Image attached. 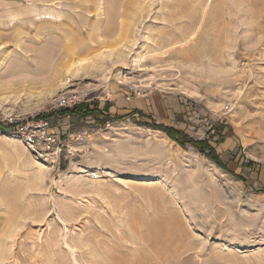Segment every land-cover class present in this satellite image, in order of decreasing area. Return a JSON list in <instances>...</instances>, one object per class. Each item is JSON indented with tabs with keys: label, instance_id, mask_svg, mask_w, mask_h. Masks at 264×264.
<instances>
[{
	"label": "rangeland",
	"instance_id": "1",
	"mask_svg": "<svg viewBox=\"0 0 264 264\" xmlns=\"http://www.w3.org/2000/svg\"><path fill=\"white\" fill-rule=\"evenodd\" d=\"M0 264H264V0H0Z\"/></svg>",
	"mask_w": 264,
	"mask_h": 264
},
{
	"label": "built area",
	"instance_id": "2",
	"mask_svg": "<svg viewBox=\"0 0 264 264\" xmlns=\"http://www.w3.org/2000/svg\"><path fill=\"white\" fill-rule=\"evenodd\" d=\"M77 101L63 98L59 105L74 107ZM2 123L9 126L14 134L20 136L28 145L41 149L44 153L59 156L67 144L51 130L49 122L41 117L34 116H3Z\"/></svg>",
	"mask_w": 264,
	"mask_h": 264
},
{
	"label": "trees",
	"instance_id": "3",
	"mask_svg": "<svg viewBox=\"0 0 264 264\" xmlns=\"http://www.w3.org/2000/svg\"><path fill=\"white\" fill-rule=\"evenodd\" d=\"M82 104V103H81ZM76 105L73 107V109H68V108H60V112L62 114L68 113L69 115L75 116V117H85L88 116L89 114L93 113V110L88 108V105ZM110 105H108L107 107H105V109L101 110L98 109V107H95V118L102 116L104 121H110V120H117V119H123V118H127V117H132L135 114H138L139 117L141 118H149V116H145L143 114H141L139 111H131L128 114L125 115H109L106 111L107 108ZM86 107V109H85ZM143 125H147V126H151V128L153 129H157L162 131L163 133H165L170 139L176 141V142H182L183 138H188L181 130L174 128L172 126H168L164 123H156L154 121L151 120L150 123H143ZM193 144V146H195L201 153H205L207 157L215 160L218 164H221V161L219 160V156L216 154L215 149L213 146L209 145L207 142L205 141H192L190 138H188V141ZM250 165V163L248 164ZM225 167V166H224Z\"/></svg>",
	"mask_w": 264,
	"mask_h": 264
},
{
	"label": "crops",
	"instance_id": "4",
	"mask_svg": "<svg viewBox=\"0 0 264 264\" xmlns=\"http://www.w3.org/2000/svg\"><path fill=\"white\" fill-rule=\"evenodd\" d=\"M146 100H148V99H146ZM149 102V101H148ZM143 103V104H142ZM141 104H140V106L139 107H131L130 109H128V110H126L125 112L126 113H124V114H122V115H125V114H128V113H130L131 111H139L141 114H143V115H145V116H149L150 117V115L149 114H146L144 111H143V108L141 107V106H143L144 104H145V106H146V104L148 105V103H147V101H144V102H142ZM128 106H131V104L129 103V102H127V101H123V104L120 106V109H122V111H123V109H127L128 108ZM113 107H114V109H115V106H109L108 108H107V113L109 114V115H113ZM117 107H119V106H117ZM119 116H121V115H119ZM134 116H138V114H135V115H133V117Z\"/></svg>",
	"mask_w": 264,
	"mask_h": 264
},
{
	"label": "bare ground",
	"instance_id": "5",
	"mask_svg": "<svg viewBox=\"0 0 264 264\" xmlns=\"http://www.w3.org/2000/svg\"><path fill=\"white\" fill-rule=\"evenodd\" d=\"M110 7V6H109ZM62 220V219H61ZM72 250V249H71Z\"/></svg>",
	"mask_w": 264,
	"mask_h": 264
}]
</instances>
